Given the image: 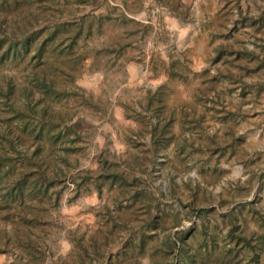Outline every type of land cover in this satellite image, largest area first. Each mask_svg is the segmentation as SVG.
<instances>
[{"label": "rangeland", "instance_id": "obj_1", "mask_svg": "<svg viewBox=\"0 0 264 264\" xmlns=\"http://www.w3.org/2000/svg\"><path fill=\"white\" fill-rule=\"evenodd\" d=\"M0 264H264V0H0Z\"/></svg>", "mask_w": 264, "mask_h": 264}, {"label": "trees", "instance_id": "obj_2", "mask_svg": "<svg viewBox=\"0 0 264 264\" xmlns=\"http://www.w3.org/2000/svg\"><path fill=\"white\" fill-rule=\"evenodd\" d=\"M16 188H18V187L16 186Z\"/></svg>", "mask_w": 264, "mask_h": 264}]
</instances>
